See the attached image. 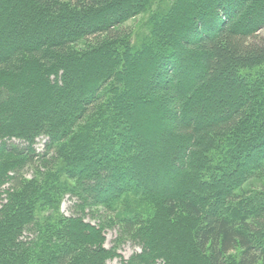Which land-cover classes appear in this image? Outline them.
<instances>
[{"label":"trees","instance_id":"obj_1","mask_svg":"<svg viewBox=\"0 0 264 264\" xmlns=\"http://www.w3.org/2000/svg\"><path fill=\"white\" fill-rule=\"evenodd\" d=\"M263 26L264 0H0V264H264Z\"/></svg>","mask_w":264,"mask_h":264},{"label":"rangeland","instance_id":"obj_2","mask_svg":"<svg viewBox=\"0 0 264 264\" xmlns=\"http://www.w3.org/2000/svg\"><path fill=\"white\" fill-rule=\"evenodd\" d=\"M159 1V0H158ZM263 1V0H262ZM167 2H161L159 5L163 4L165 5ZM162 6V5H161ZM247 17H243L241 19L240 23H244L246 21ZM249 19V18H248ZM132 27H134V29H137V31L140 32V30L142 31L145 28V25H143V16H139L136 19H131L129 21L126 22L125 26L123 28L127 29H131ZM142 28V29H141ZM147 29V28H146ZM258 35L263 36L264 37V26L257 31ZM140 76V75H139ZM143 76V75H142ZM140 76V77H142ZM138 88V86H137ZM33 95V94H32ZM128 95H131L132 98L134 100H136V96L134 92H129L128 91ZM243 96H245V94H242ZM146 100L148 101L147 98L141 97V102H143V104L146 106V108L149 109V116L147 117V115H141L140 116V112L138 110H136L134 112V116L136 117H142V118H146L147 120H151L155 122L156 125H158V130H161L163 127V124L168 122V118L166 116V114L162 113L161 111V119L159 118L160 116V110L159 111H155L154 110V105L153 103H150L149 101L146 102ZM3 102V100H2ZM138 107V103L136 104ZM164 128V127H163ZM163 131L167 132V134L169 133L170 129L168 128L167 130H161V134H163ZM48 138L45 136H41L37 139L35 147L37 149L38 152L43 151L46 142H47ZM10 142H14L16 144H20L22 145V141L18 140V139H12ZM155 149L151 148L150 146H144L146 147V149L148 150H152V152L156 153L157 150H160L159 147L157 145H154ZM22 172L28 176L31 177L34 173V168L32 166H25L24 169L22 170ZM257 184V183H256ZM259 186L264 185V182H258ZM174 189L176 191H182V190H188L187 187V182L186 179H182V181H180L176 186H174ZM80 202L77 200L76 197H73L71 195H66V197L63 199L61 205H60V210L63 214L65 215H77V214H82L81 208L79 206ZM106 214L104 212V210L102 209H96L94 207V209H89L87 208L84 212V216L86 218V220L92 222V223H96L98 224L101 220H103V218L105 217ZM106 242H105V246L108 248H111L115 245L116 239L118 237V233H119V228L118 226H113L110 228H106ZM26 235H30V232L27 231ZM141 250V246L138 245L135 242L132 241H124L122 243H120L117 247V252L119 253V257H116L113 262L114 263H119L121 261V259H128L130 258L135 252L140 251ZM155 264H164L162 262H158Z\"/></svg>","mask_w":264,"mask_h":264}]
</instances>
